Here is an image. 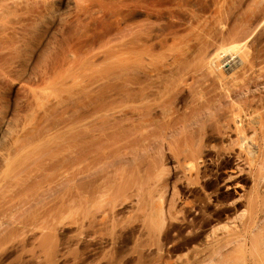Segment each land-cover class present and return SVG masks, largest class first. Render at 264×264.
<instances>
[{
    "label": "rangeland",
    "instance_id": "374dc122",
    "mask_svg": "<svg viewBox=\"0 0 264 264\" xmlns=\"http://www.w3.org/2000/svg\"><path fill=\"white\" fill-rule=\"evenodd\" d=\"M105 1L0 0V264H264V0Z\"/></svg>",
    "mask_w": 264,
    "mask_h": 264
},
{
    "label": "bare ground",
    "instance_id": "6f19581e",
    "mask_svg": "<svg viewBox=\"0 0 264 264\" xmlns=\"http://www.w3.org/2000/svg\"><path fill=\"white\" fill-rule=\"evenodd\" d=\"M11 2H20V0H10ZM34 1H36V2H43L45 5L47 4V2H49L50 4H55V3H61L62 1L64 2L65 1V4L67 5V6H74V8L76 7V13L77 14H80V13H83V12H85V13H87V14H91L92 13V7L93 6H98L99 8L100 7H102V6H107L108 5V3L105 1V0H34ZM240 51V50H239ZM227 52V51H226ZM240 54H241V52H239ZM221 54V53H220ZM237 53L235 52V55H236ZM240 54H238L239 56H240ZM237 55V56H238ZM222 57V56H221ZM220 57V58H221ZM235 57V56H234ZM217 58H218V56H217ZM216 58V59H217ZM231 59H233L232 58V56H231ZM242 59V58H241ZM212 60H213V58H212ZM211 60V61H212ZM214 60H215V57H214ZM240 60V59H239ZM239 60H238V62H239ZM210 61V62H211ZM230 61V60H229ZM234 61V60H233ZM242 61V63H243V59L241 60ZM213 62H215V61H213ZM213 62H211L212 64H213ZM210 63V64H211ZM230 63V62H229ZM234 63V62H233ZM233 63H231V64H233ZM236 64H239V63H237V62H235ZM209 64V65H210ZM230 64V65H231ZM216 65H218V64H216ZM220 65V64H219ZM224 65H225V63H224ZM235 65V64H234ZM211 67H212V69H213V72H215L217 69L214 67L213 68V66H215V64L212 66V65H210ZM232 66V65H231ZM210 67V68H211ZM217 68H219V66L217 67ZM214 69H215V71H214ZM209 70H211V69H209ZM218 70H220V68L218 69ZM211 72H212V70H211ZM217 72V74H219L220 76L219 77H221V72H219L218 73V71H216ZM215 72V73H216ZM222 78V77H221ZM261 129V128H260ZM261 132V131H260ZM261 140V139H260Z\"/></svg>",
    "mask_w": 264,
    "mask_h": 264
}]
</instances>
